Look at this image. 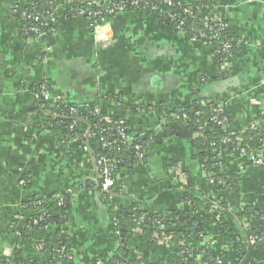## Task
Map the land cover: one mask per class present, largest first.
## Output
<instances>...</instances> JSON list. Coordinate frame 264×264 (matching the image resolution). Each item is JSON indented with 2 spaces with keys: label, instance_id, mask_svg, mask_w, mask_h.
<instances>
[{
  "label": "crops",
  "instance_id": "crops-1",
  "mask_svg": "<svg viewBox=\"0 0 264 264\" xmlns=\"http://www.w3.org/2000/svg\"><path fill=\"white\" fill-rule=\"evenodd\" d=\"M213 1L216 17L243 42L222 63L214 60L210 46L144 9L105 19L106 40L98 41L86 19L55 4L46 17L52 32L22 39L11 12L26 0H0V259L9 260L20 248L25 259L42 264L36 243L20 241L15 227L31 215L25 204L65 197L63 224L47 228L66 249L57 264H112L124 237L131 264H175L167 240H149L127 229L118 233L113 219L132 206L166 216L189 209L183 199L191 191L202 199L204 231L210 235L197 246L198 262L208 251L225 255L222 264H264L263 251L246 247L243 240L235 244L245 230L264 226V168L246 164L248 158L237 152L219 151V170L237 175V190L214 188L198 165L183 122L166 119L174 109L202 99L227 114L224 130L230 135L251 125L264 130V0ZM40 83L47 86L50 104L97 109L102 120L122 122L133 140L153 139L144 162L115 174L108 195L97 187L90 150L76 146L72 137L53 135L51 123H43L51 112L36 110L32 89ZM74 121L72 126L87 136L89 125ZM167 128L173 134L160 137ZM258 154L264 159V146ZM245 206L257 209L259 220H236ZM223 223L229 226L226 245L218 233Z\"/></svg>",
  "mask_w": 264,
  "mask_h": 264
},
{
  "label": "trees",
  "instance_id": "trees-1",
  "mask_svg": "<svg viewBox=\"0 0 264 264\" xmlns=\"http://www.w3.org/2000/svg\"><path fill=\"white\" fill-rule=\"evenodd\" d=\"M54 0H26L24 5H17L13 8L11 14L13 19L17 21L19 26V36L22 39H40L52 32V25H46L45 17L50 15L51 5ZM60 2L69 1V6L73 10L78 9L79 0H56ZM151 8L157 11L164 10L169 14L177 17L176 21L162 19V23L176 29L177 23L183 22L181 27L184 34L199 42L211 46V55L217 62H222L228 53L233 55L237 50L242 47L238 46L239 39L231 35L227 28L220 32V36L216 41L212 40L211 44L207 39L213 34L209 30L211 25L203 26L201 22L195 19L196 13H200V18H204L212 14L216 7L213 0H195L192 3H186L184 0H169L172 2L170 6L162 5L164 0H146ZM130 2V1H129ZM84 9H90L84 5ZM128 10H132L128 7ZM188 11V15L183 14ZM25 14V16H23ZM76 14L73 12V15ZM75 16V15H74ZM36 18V19H35ZM107 18L105 14L100 17L92 18L91 28L94 24L100 23L103 19ZM163 18V17H162ZM32 29L33 31L29 30ZM205 37L204 39H202ZM207 42V43H206ZM220 43L229 44L231 49L228 52L220 49ZM220 46V47H219ZM219 52V53H217ZM45 86L46 84L43 83ZM42 83L37 84L33 91L38 94ZM46 92H48L46 86ZM217 106L213 102L207 100L197 99L190 105L180 106L167 115L168 122L176 121L183 122L188 130L189 138L197 152L198 165L202 172L213 183L212 187L222 188L223 190L233 192L236 189L237 175L235 173L220 172L221 161L217 159L219 151L224 152H237L240 153L244 150V156L259 153L264 146V130L259 129L255 125H251L244 132L236 135H230L213 121L214 118L223 120L225 125L228 123V117L222 110L218 113L215 112ZM50 111V115H44L43 123H51V133L59 138L72 137L76 140V146L87 147L94 158L100 155L108 159H115L119 161L114 167V173L122 169L130 171L137 161L138 155H143L142 162L146 159L148 148L153 144V139L147 135L143 139L132 141L131 143H116L114 148L103 149V143L109 141L115 130L102 131L105 128L115 129L116 126L125 125L122 122H107L100 118L98 115L93 114V110L86 107H72L64 102L58 104H50L49 101L43 97L39 98L36 105V110H40L39 114L44 111ZM71 109L75 110V114L70 112ZM46 114V113H45ZM170 114L177 117L172 118ZM77 118V119H76ZM74 120H83L89 125V133L87 136L82 135L72 126ZM181 124V123H179ZM130 132H128L129 134ZM68 136V137H67ZM114 138V137H113ZM140 142V149L137 151L135 146ZM215 151V153L213 152ZM213 152V153H212ZM264 163V161H263ZM246 164H252L249 160ZM264 168L263 166H261ZM115 176L113 177V179ZM99 182V181H98ZM183 205L189 209H177L171 211L169 216L146 213L139 211L136 207H131L129 210L124 211L115 218V230L119 233L124 230L128 232L138 231V233L146 239L159 240L165 239L174 248V255L172 261L175 264H199L198 256L200 249L197 247L201 241V235L204 231V224L206 213L203 208L202 199L194 197L191 191L184 193ZM66 198L59 197L54 199H34L23 206L31 215L24 217L25 219L15 227L16 233L20 241L30 240L35 242L40 247L42 254V264H57L58 259L65 257L66 249L63 244L57 240H52L47 233L49 225L59 226L63 224L60 212L66 208ZM251 218L252 220H259L260 212L251 206H245L243 211L237 215L236 220L241 221L243 218ZM143 218V225L138 227L136 220ZM37 222L34 224V222ZM165 222L168 229L158 230L155 222ZM229 226L226 223L220 224L219 236L224 245L227 244L229 233ZM254 237L256 241L249 248L258 249L264 252V226L255 225L245 230L244 233L238 236L235 242L239 247L241 240L245 242L247 237ZM126 238H122L118 255L112 260V264H131L129 260V251L126 249ZM234 242V241H233ZM22 250L16 249L9 260L0 259V264H37L33 259H25L22 256ZM204 264H220L226 260L225 255L215 256L208 251L203 252ZM218 262V263H216Z\"/></svg>",
  "mask_w": 264,
  "mask_h": 264
},
{
  "label": "built area",
  "instance_id": "built-area-1",
  "mask_svg": "<svg viewBox=\"0 0 264 264\" xmlns=\"http://www.w3.org/2000/svg\"><path fill=\"white\" fill-rule=\"evenodd\" d=\"M55 4H61L65 8V10H67L68 12H70L72 14H73V12L76 13L74 15L83 17L90 24H91V21H92L91 19L92 18L100 17V16H102V14H105L107 16V18H109L111 15H113L115 13H122V12L128 11V7H131L132 9H144V10L153 12L161 20L162 19H164V20L165 19H168V20L170 19L172 21H176L177 20V17L169 14L168 12H164V10L157 11L155 8H151L148 5V2L146 0H79L78 9L77 10H75V9L73 10L72 8H70L69 1H65V2L62 3L60 1L54 0V1H52L50 3L51 7L53 5H55ZM171 4H172V2L169 1V0H164L162 2V5H164V7L165 6L166 7L170 6ZM84 5L86 7H88V8H90V9H84ZM13 12H14V10H13ZM184 13H185V15H188V11H184L183 14ZM199 14L200 13H196V15H195V19L197 21L201 22L202 25L206 26V27L208 25H211L209 27V30L213 31L212 36L210 38H205V37L202 38V39H204V38L207 39V42L209 41V43L211 44V41L212 40L216 41L218 39V37L220 36V32L223 31V29L224 30L226 29V25L224 24L223 20H221V19L216 17L215 10L212 12L211 15L206 16L204 18H200ZM23 16H25V14H23ZM46 17H48V16H46ZM46 17H45V21H46V25H47L50 22L48 21V19H46ZM107 18H105V19H107ZM105 19H103L100 23L93 25L92 31H93V34L95 36V39L98 40V41H105L106 40L104 32H103L104 27L107 26V24L103 23ZM182 25H183V22L177 23V28L175 30L183 33V31L181 29ZM29 30L33 31L32 29H29ZM190 39H192V38H190ZM192 40L198 41L196 39H192ZM219 45L221 46V47L219 46L220 49H222L225 52H228L229 49H231V47H232V46H230L227 43H225V44L220 43ZM237 45L238 46H242L243 42L239 39V42H238ZM217 53H219V52H217ZM232 57H233V54L232 53L231 54L228 53L226 58H224V60H222V62H227ZM35 97H36V99H39V98L43 97L44 99L47 100L48 92H46V86L44 84L41 86L38 94L35 95ZM221 110L222 109L219 106V107L216 108L215 112L218 113ZM70 112L72 114H75V110L74 109H71ZM93 114L98 116L99 115L98 110L94 109L93 110ZM213 121L218 126L225 127V123H224L223 120H219L217 118H214ZM110 130H115V134L112 135V138L109 141L103 143V145H102L103 149L114 148V145L116 143H118V142L119 143L120 142L121 143H125V142L130 143L131 141H134L127 134L126 127H123V126L120 125V126H116L115 129L105 128L102 131H104V132L106 131L107 132V131H110ZM140 147H141V145H140V142H139L138 145L135 146V149L137 151H139ZM239 154L244 156V150H241ZM246 157L248 158V160L250 162H252L253 165L261 167L264 164L263 163L264 159H262L260 154H258V153L253 154V155H249V156H246ZM142 159H143V155H138L137 161H135V163L142 162ZM93 160L95 162L96 172L98 174V181L99 182L97 184V187H98L99 191L102 194L108 195L109 192L113 189V186H114V183H115L113 177L115 176V174L117 172L114 173V170H115L114 166L119 161H117L115 159H108V158H106L103 155H100L97 158L93 157ZM209 181H210V184L213 183V181H211L210 179H209ZM20 184L21 185H25V181H20ZM115 221L116 220L113 219L114 227L116 226V222ZM135 222L138 225V227H140V226L143 225V223H142L143 222V218L137 219ZM36 223L37 222L35 221L34 224H36ZM166 223H167V221H166ZM166 223L165 222H160V221L155 222V224L157 225V229L158 230L168 229V227H166ZM209 237H210V235L207 232H203L202 235H201V242H204V240H206V239L208 240ZM255 241H256V238L249 236V237H247L245 239L244 243L246 244V247L249 248V246L253 245L255 243ZM38 248L40 249L39 246H38ZM216 263H218V262H216ZM222 263H220V264H222ZM199 264H204V263H199Z\"/></svg>",
  "mask_w": 264,
  "mask_h": 264
},
{
  "label": "water",
  "instance_id": "water-1",
  "mask_svg": "<svg viewBox=\"0 0 264 264\" xmlns=\"http://www.w3.org/2000/svg\"><path fill=\"white\" fill-rule=\"evenodd\" d=\"M172 128H173V129H178V128L176 127V125H173ZM183 130H184L185 136H188V133H187L186 129L183 128ZM172 134H173L172 129H171V128H167V129L164 130V132H163L162 134H160V137L163 136V135H172ZM176 134L179 135L178 133H176ZM188 138H189V137H188ZM131 142H132V141H131ZM131 142H130V143H131ZM190 142H191V141H190ZM155 143L157 144V143H159V141H155Z\"/></svg>",
  "mask_w": 264,
  "mask_h": 264
}]
</instances>
